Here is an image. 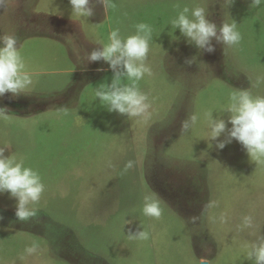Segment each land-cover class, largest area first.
<instances>
[{
    "label": "rangeland",
    "instance_id": "obj_1",
    "mask_svg": "<svg viewBox=\"0 0 264 264\" xmlns=\"http://www.w3.org/2000/svg\"><path fill=\"white\" fill-rule=\"evenodd\" d=\"M92 4L95 15L86 17L70 0H0V35L17 37L32 80L26 94L0 97L10 107L0 113V146L10 145L5 156L22 160L45 185L29 205L39 222L19 221L16 199L0 193V264H255L248 252L264 241V164L251 161L236 139L217 148L205 114L228 121L223 109L233 92L264 96V80L257 85L264 78V0ZM198 6L218 26L236 22L240 43L213 39L214 53L188 43L171 21ZM139 23L152 27V75L138 82L151 107L127 117L95 96L112 81L108 63L82 57L107 44L114 29L126 38ZM193 114L197 122L182 132ZM128 161L133 167L125 171ZM145 196L159 201V219L144 214ZM248 215L253 227L241 230ZM137 225L148 239L129 238ZM34 241L39 249L28 254Z\"/></svg>",
    "mask_w": 264,
    "mask_h": 264
},
{
    "label": "clouds",
    "instance_id": "obj_2",
    "mask_svg": "<svg viewBox=\"0 0 264 264\" xmlns=\"http://www.w3.org/2000/svg\"><path fill=\"white\" fill-rule=\"evenodd\" d=\"M105 9L109 7L110 0H98ZM230 5L234 0H226ZM253 5L259 6L261 0H252ZM73 12L77 16L91 17L95 15L92 0H70ZM115 7L114 4H111ZM179 8V5H176ZM191 11V17L188 13ZM174 29H179L188 43L207 53L216 51L213 39L223 46H235L240 43L242 36L237 30L236 22H223L218 26L214 21L208 19L205 8L196 7L189 9L184 7L178 17L171 21ZM136 33L126 38L120 35V29H114L109 36V42L102 47L93 48L82 57L87 63L104 61L108 63L113 71L111 83L101 84L96 90L95 96L101 104L107 107L109 112H118L127 117L143 116L151 107L149 97L140 91L138 82L145 74L151 76L152 69L146 61L150 51V40L152 38V27L147 23L136 25ZM178 40L179 37H176ZM17 37L10 34L0 35V97L9 93L13 97L26 94L28 85L32 83L31 76L24 71L25 62L18 50ZM195 56L186 58L185 63L192 64ZM98 68L97 71H103ZM130 81L124 84L123 80ZM264 78L257 79V85ZM8 105L0 106V113L9 110ZM230 113L228 121L222 118H213V111L205 115L211 128L209 139L216 140V147L223 149L232 139L239 141L246 149L250 160L264 164V96H253L249 90L233 92L230 103L223 109ZM67 115V110H64ZM198 120L193 114L181 123V131L187 132ZM230 121L232 127L228 128ZM227 133V139L219 140V137ZM212 146V145H211ZM6 149L10 145L0 146V193H9L11 198L16 199L15 216L19 221L26 222L35 219L38 221L39 213L36 209L29 207L30 204L38 203L45 191L39 173L30 167H25L21 160L17 162L11 156H5ZM111 166V165H110ZM133 167V162L128 161L125 171ZM143 212L145 215L159 219L163 210L158 200L151 196H145ZM208 207V206H206ZM0 220L3 216L0 215ZM221 223L228 222L227 213L220 216ZM132 222L129 221V225ZM241 230L253 227V217H243V223L239 226ZM130 239L146 240L149 237L147 231L141 230L137 225L135 229L128 228ZM39 243L34 241L26 249L28 254L36 253ZM24 257L22 256L21 259ZM248 259H254L255 264H264V241L250 246Z\"/></svg>",
    "mask_w": 264,
    "mask_h": 264
}]
</instances>
